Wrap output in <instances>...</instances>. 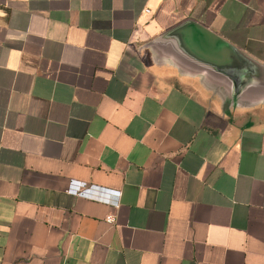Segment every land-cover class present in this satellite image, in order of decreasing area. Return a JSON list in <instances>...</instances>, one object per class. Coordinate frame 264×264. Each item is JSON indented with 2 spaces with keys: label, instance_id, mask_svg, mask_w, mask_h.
<instances>
[{
  "label": "crops",
  "instance_id": "obj_1",
  "mask_svg": "<svg viewBox=\"0 0 264 264\" xmlns=\"http://www.w3.org/2000/svg\"><path fill=\"white\" fill-rule=\"evenodd\" d=\"M185 21L264 65V0H0V264H264V103L155 61Z\"/></svg>",
  "mask_w": 264,
  "mask_h": 264
},
{
  "label": "water",
  "instance_id": "obj_2",
  "mask_svg": "<svg viewBox=\"0 0 264 264\" xmlns=\"http://www.w3.org/2000/svg\"><path fill=\"white\" fill-rule=\"evenodd\" d=\"M146 48L157 63H170L218 89L226 109L264 103V65L194 21L166 31Z\"/></svg>",
  "mask_w": 264,
  "mask_h": 264
},
{
  "label": "built area",
  "instance_id": "obj_3",
  "mask_svg": "<svg viewBox=\"0 0 264 264\" xmlns=\"http://www.w3.org/2000/svg\"><path fill=\"white\" fill-rule=\"evenodd\" d=\"M146 12H149V10H146ZM117 196H118V197H117V200L114 201V202H112V203H114L115 206L118 204V198H119V195H117ZM107 220H108L109 222H113V221H114V217H113L112 215H109V216L107 217Z\"/></svg>",
  "mask_w": 264,
  "mask_h": 264
}]
</instances>
